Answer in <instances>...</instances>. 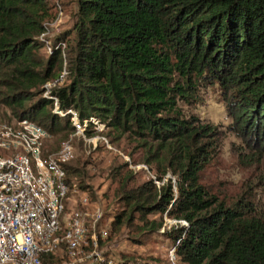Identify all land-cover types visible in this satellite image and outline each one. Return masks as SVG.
<instances>
[{
	"label": "trees",
	"instance_id": "obj_1",
	"mask_svg": "<svg viewBox=\"0 0 264 264\" xmlns=\"http://www.w3.org/2000/svg\"><path fill=\"white\" fill-rule=\"evenodd\" d=\"M72 1L71 28L50 37L48 0H0V105L10 112L7 122L30 119L49 135L71 130L47 112L48 91L81 121L94 117L116 138L137 140L155 179L170 174L175 184L129 186L130 174L122 176L111 233L133 227L141 236L133 243L142 244L161 227L149 216L165 213L188 225L162 233L180 264H264V209L239 200L227 205L200 185L212 149L205 140L215 131L179 105L197 102L194 90L217 89L231 129L264 154V0ZM47 45L52 52L41 60ZM114 264L135 262L123 254Z\"/></svg>",
	"mask_w": 264,
	"mask_h": 264
},
{
	"label": "rangeland",
	"instance_id": "obj_2",
	"mask_svg": "<svg viewBox=\"0 0 264 264\" xmlns=\"http://www.w3.org/2000/svg\"><path fill=\"white\" fill-rule=\"evenodd\" d=\"M48 1L53 7L47 11L49 19L45 25L48 31L51 30L50 37H54L71 28L75 4L72 0H60L58 5L61 11L57 9V0ZM72 41L73 38H69L66 43L69 45ZM44 50L38 52L41 60L45 59ZM193 93L199 97H193L197 102L179 104L182 112L185 116L199 118L201 123L211 124L215 131L211 138L205 140L210 141L212 149L208 151V164L199 173L200 185L227 205L239 200L259 210L264 209V154L256 152L260 145L253 141L247 142L249 145L245 144L240 133L231 129V119L225 113L222 96L217 89L201 88ZM46 109L48 112L49 108ZM8 117L9 110L0 105V121L7 122ZM97 130L91 129V136L104 139H99L96 146L78 136L71 137L69 128L51 134L43 146V153L47 155L56 151L62 140L71 137L74 158L68 166L78 172L72 175L67 170L72 187L69 201L65 202L66 214L70 215L73 211L88 214L84 221L85 233L78 245L69 250V242L68 246L64 242L59 243L48 264H114L123 254L132 258L135 264H180L177 256L174 255L172 259V244L162 233L182 224L168 218L165 213L149 216V220L151 218L160 222L161 227L156 233L145 236L142 244L133 243L132 238L141 237L133 227L123 228L120 233H111V216L121 210L116 195L119 179L130 174L129 186H138L155 180V173L153 165L145 164V150L137 146V140L127 136L118 139L111 127L103 126ZM113 172H119L120 175L114 177ZM166 178L173 177L167 175ZM83 197L88 198V207L81 205ZM93 238L97 239L96 245Z\"/></svg>",
	"mask_w": 264,
	"mask_h": 264
},
{
	"label": "built area",
	"instance_id": "obj_3",
	"mask_svg": "<svg viewBox=\"0 0 264 264\" xmlns=\"http://www.w3.org/2000/svg\"><path fill=\"white\" fill-rule=\"evenodd\" d=\"M58 3L60 0L57 9L62 11ZM59 47L63 49L66 44ZM51 52L52 47L47 45L45 53ZM64 75L63 70L61 77ZM55 83L44 87L50 88ZM47 92L44 95L51 99L50 111L67 120L71 137L78 136L94 146L104 139L91 136V129L98 131L103 127L94 117L81 121L75 109H61L57 98ZM71 137L62 140L56 151L44 155L43 146L50 135L36 122L16 118L0 122V264H41V256L52 253L59 243L68 246L69 242L72 250L84 236L88 214L78 211L66 214L65 202L69 201L72 187L67 166L74 158ZM153 181L159 186L167 178ZM81 202L83 207L89 206L87 197ZM180 222L181 226H188ZM93 242L96 245L97 239L93 238ZM171 254L174 259L175 247Z\"/></svg>",
	"mask_w": 264,
	"mask_h": 264
},
{
	"label": "clouds",
	"instance_id": "obj_4",
	"mask_svg": "<svg viewBox=\"0 0 264 264\" xmlns=\"http://www.w3.org/2000/svg\"><path fill=\"white\" fill-rule=\"evenodd\" d=\"M45 51V50H44ZM44 55H47L46 53H44ZM49 110H50V105H49ZM66 110V109H65ZM51 112V111H50ZM52 113V112H51ZM56 116V115H55ZM58 117V116H57ZM59 118V117H58ZM61 119V118H60ZM62 120H64V121H66V123H68L67 122V120L66 119H62ZM69 124V123H68ZM70 126V125H69ZM70 132H71V130H70ZM68 172V171H67ZM168 175H170V174H168ZM173 177V176H172ZM169 179H172V182H173V178H169ZM154 182V181H153ZM167 182V181H166ZM165 183V182H164ZM173 184H175V183H173ZM180 221H182V220H180ZM183 222H185V221H183Z\"/></svg>",
	"mask_w": 264,
	"mask_h": 264
},
{
	"label": "crops",
	"instance_id": "obj_5",
	"mask_svg": "<svg viewBox=\"0 0 264 264\" xmlns=\"http://www.w3.org/2000/svg\"><path fill=\"white\" fill-rule=\"evenodd\" d=\"M51 6L53 7V5H52V4H51ZM72 38H73V36H71V37H70V39H72Z\"/></svg>",
	"mask_w": 264,
	"mask_h": 264
}]
</instances>
